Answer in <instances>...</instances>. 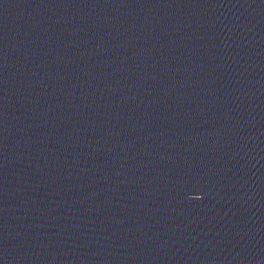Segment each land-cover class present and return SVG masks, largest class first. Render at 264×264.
Wrapping results in <instances>:
<instances>
[{"label": "water", "instance_id": "water-1", "mask_svg": "<svg viewBox=\"0 0 264 264\" xmlns=\"http://www.w3.org/2000/svg\"><path fill=\"white\" fill-rule=\"evenodd\" d=\"M0 264H264V0H0Z\"/></svg>", "mask_w": 264, "mask_h": 264}]
</instances>
